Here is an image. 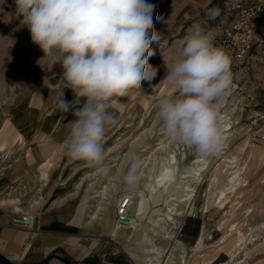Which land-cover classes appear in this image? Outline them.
<instances>
[{
	"label": "rangeland",
	"instance_id": "obj_1",
	"mask_svg": "<svg viewBox=\"0 0 264 264\" xmlns=\"http://www.w3.org/2000/svg\"><path fill=\"white\" fill-rule=\"evenodd\" d=\"M172 1L174 0H165L167 2L164 4L165 7L170 4L168 2ZM183 1H190L194 8L200 10V16L197 18L183 16L182 19V16H179L180 24L185 26L180 36L187 33L195 21L206 20L205 13L209 9L218 8L220 10L219 16H222L232 1L239 0ZM240 1L247 3L250 0ZM176 12L174 10V13ZM14 14L15 0H0V37L3 36V33H6V37H11L17 47L15 53L28 63L31 52L37 45L32 43L29 30L20 25V20L15 18ZM217 18L208 20L206 24H213ZM261 31L263 32L264 28ZM163 51L164 48L160 46L158 53ZM5 59L7 62L5 60L2 67H6L5 63H9V58ZM156 60L154 56H151L149 63L157 65ZM262 67L257 61L251 60L241 67L244 71L241 75H235L231 68L233 80L229 89L231 98H228V108L232 110L233 125L231 126L233 129L229 132V146H226L225 150L206 155L209 169L206 173L204 172L203 177L199 179L200 181H192L195 192L192 194L191 200L184 202L185 204L180 202L178 209L181 215L175 217L176 225L164 222H159L158 225H150L149 223L151 219L161 215L162 210L172 203L169 196L179 197V193H173L171 190L180 185L181 176L188 174L189 166L193 164L192 159L201 155L195 152L188 160L182 162L178 170L174 168L175 179L167 187H160L156 194L153 193L151 186H157L156 179L162 173V168L171 167L173 169L175 167L173 157H181V152L184 149L183 144L173 143L168 139L161 123L156 118L155 102L162 94H167L165 92L166 86L162 85L157 88L162 81H159L156 76L151 81H142L141 87L131 90L128 96L113 98L112 106L108 111L115 116V123L106 125L107 130L103 142L105 156L103 167L108 169L107 172H102L96 167H90L83 161L70 160L65 155L63 143L58 144L59 152L57 154H52L53 149H57L56 147L48 148L47 146L50 139H46L37 145L42 152L48 154L47 158L54 155L60 156L57 159L60 163L55 165L61 167L58 170V172L61 171L58 181L68 182L69 185L56 194L63 199L64 196L76 193L83 179H88L89 181H86L84 186L94 185L92 190L103 191V187L112 184L107 191L109 194L108 202L115 206L120 196L129 195L130 190H141L147 206L139 223L142 226V232L145 230L144 227L150 229L149 236H152V229L160 234L159 237L153 238L155 243L165 250L159 264H264V103L262 100L264 68ZM62 71L60 66L50 67L48 62L43 60L33 68L20 69L15 77L13 90L11 89V81H8L7 77L6 80L2 79L0 75V90H2L0 131L7 117H11L13 110L18 109L22 102L28 101L31 108H35L41 87L47 82L55 85L52 89L54 95L52 101L56 110L53 106L46 112L51 113L50 115L53 114V124L56 122V125H60L58 133L64 129V125L68 128L69 121L73 117L70 112L65 113L57 107L56 99L57 83L61 78ZM245 85H248L249 91L253 92L255 101H250L247 95L240 91V88ZM11 94L14 99L7 105L6 102ZM65 99L68 101L73 99V93L70 89L65 90ZM231 101L233 105H231ZM36 109L39 108L36 107ZM222 112L224 109L220 111V114ZM21 126L28 128L35 125ZM68 130L62 134L61 140L65 141ZM41 131L43 128L42 125H39L36 134ZM255 131L262 134L261 141L252 140L251 135ZM33 139L34 134L28 136L27 144L24 147L16 149L14 155L8 160L1 159L0 170L3 172V168L13 162L14 156L24 154L31 144L30 140ZM245 144H248L246 146H249V150L244 151ZM62 150L63 152H61ZM130 154L135 155L138 163L137 175L139 179L134 186L126 184L123 179L131 164ZM37 184L39 186L40 182ZM84 186L81 187L82 190ZM92 190H88V196ZM80 192L82 193V191ZM150 193L151 196H149ZM87 195L80 208L77 223H80L86 214L87 202L92 205L87 213V219H89L90 213L96 211L103 202V197L89 201L86 199ZM30 199L32 198L29 196L25 197V206ZM76 200L67 205L73 208L77 204ZM116 208L115 211H117ZM133 211L130 213L134 214ZM110 229V227H96L94 223L92 227L83 232L87 235H98L102 239L103 236L109 235ZM128 232L129 230L120 229L118 238L115 240L120 251L112 256L119 258L118 264H145L148 257L143 254H134L139 252V235L136 234L133 242L129 243ZM165 233L166 235H164ZM168 234L170 235L169 239L166 238ZM126 245L128 249L125 247ZM113 257H110L109 264H116ZM68 262L74 264L70 260ZM0 264L5 263L1 261ZM48 264L65 263L57 260L50 261Z\"/></svg>",
	"mask_w": 264,
	"mask_h": 264
},
{
	"label": "clouds",
	"instance_id": "obj_2",
	"mask_svg": "<svg viewBox=\"0 0 264 264\" xmlns=\"http://www.w3.org/2000/svg\"><path fill=\"white\" fill-rule=\"evenodd\" d=\"M155 5L147 0H15V18L29 30L50 67L62 68L57 107L71 113L63 147L72 161L102 172L108 111L113 98L126 97L151 81L157 68L149 63L160 36L153 23ZM220 15L209 9L206 20L194 22L180 41L175 62L162 82L170 91L155 102V115L173 143L210 155L223 142L221 105L232 85L231 60L204 25ZM73 99H65V90ZM124 182H138L134 154Z\"/></svg>",
	"mask_w": 264,
	"mask_h": 264
},
{
	"label": "crops",
	"instance_id": "obj_3",
	"mask_svg": "<svg viewBox=\"0 0 264 264\" xmlns=\"http://www.w3.org/2000/svg\"><path fill=\"white\" fill-rule=\"evenodd\" d=\"M147 2L155 5L152 14L153 23L160 36V44H153L155 51L152 56L157 59V65H152L157 68L158 80L163 81L168 68L177 58L180 41L187 34L180 36L185 26L180 24L179 16H182L181 19L183 16L197 18L200 16V10L194 8L190 1L174 0L168 2L170 4L166 7L165 0ZM174 10L177 12L174 13ZM2 35L0 37V75L2 79L6 80L7 77V80L11 81L13 90L18 71L28 67L33 68L38 62H42L43 52L37 45L26 63L15 53L17 47L12 38L6 37V33ZM160 46L164 48V51L158 53ZM5 58H9V63H5L6 67L3 66V68V62L5 60L7 62ZM162 85L166 86L165 92L168 93L170 89L165 82L160 83L157 88ZM54 86L50 82L44 83L38 95V103H35V108L39 109H32L28 101L22 102L18 109L13 110L11 117H7L0 131V160L5 161L14 155L16 149L24 147L27 144V137L34 134V139L30 140L31 144L25 153L14 156L13 162L6 165L3 172L0 170V262H4L2 258H5L14 264H42L46 261L65 259L74 264H109L107 258L120 251L118 243L109 235L100 239L98 235L85 234L82 223L87 220V213L82 222L77 223L74 210L76 205L73 208L67 205L73 203L68 202L66 197L69 195L62 199L56 194L55 185L58 181L56 173L59 167L55 165L60 163L57 161L60 156L54 155L48 158L52 168L49 171L48 184L44 187L46 194L40 193L43 181L42 161L46 157L40 153L37 145L50 139L47 143L48 148L59 149L58 144L62 141L60 138L68 130L64 125V129L58 133L60 125H53V114L46 112L53 106L56 110L52 101ZM262 93L264 103V89ZM1 95L2 90H0V97ZM13 99L11 94L6 104H10ZM21 125L35 126L25 128ZM39 125H42L43 131L36 134ZM37 182H40L39 186ZM26 196L32 198L27 201V206H25ZM26 213L37 217V224L33 229L12 225L14 217Z\"/></svg>",
	"mask_w": 264,
	"mask_h": 264
},
{
	"label": "bare ground",
	"instance_id": "obj_4",
	"mask_svg": "<svg viewBox=\"0 0 264 264\" xmlns=\"http://www.w3.org/2000/svg\"><path fill=\"white\" fill-rule=\"evenodd\" d=\"M230 93H231V91L228 90V92L226 93L225 100L222 103L221 109H220V111L222 109H224V112H222L220 114V119H221V122L223 124V142H222V145H221L219 150H225L226 146H229L228 145V140H229V136H230L229 132L233 129L232 126H231V125H233L232 117H231L232 116V110L228 108V106H229L228 105V98L230 97ZM231 105H233V102L231 103ZM53 125H56V122ZM60 143L64 144V141L62 140ZM246 145H248V144H245L244 151L249 150V146H246ZM183 148L184 149L181 152V157H178V158L177 157H173V160H174L173 165L175 166V167H173V169L171 167H163L162 168V173L160 175H158L157 176L158 178L156 179V184H157V186L159 185V188H157V186H155V185L151 186L152 191H153L154 194H156L158 192V190H160V187L161 188L167 187L168 184L173 179H175V176H174L175 170H174V168H176V170H178L180 168V165L182 164V162H185L186 160H188L189 157L192 156V154L194 155L195 150L192 147L183 144ZM38 149L40 150L39 147H38ZM58 152H59L58 149H53L52 154H57ZM61 152H63V150ZM40 153L43 156L46 157V158H43L44 160L42 161L43 172H42L41 178H42L43 181L41 183L42 185H41V188H40V191H41L40 193L42 195H45L46 194V190L44 189V187L47 186V184H48L49 171L51 170L52 165L49 163V159L47 158L48 154L46 152H42L41 150H40ZM207 156H205V155L195 156L192 159L193 164L189 166L188 174H186L184 176H181L180 177V185L179 186L177 185L176 187H174L171 190L173 193H179V197L178 198H173L174 196H169L171 198V202L172 203L169 204L164 210H162V214L161 215H158L154 219H151L150 223H149L150 225H153V224L158 225L159 222H164V223H168V224L172 223L174 225L177 224L175 217H178V216L181 215L180 210L178 209L180 202L184 203V202H186L188 200H191V198L193 197L192 194H194V192H195V187L193 186L194 184L192 183V181L199 180L201 177H203L204 172L206 173L207 169H209V167H208L209 166V162L207 161ZM58 167H59L58 170H60L61 167L60 166H58ZM60 172L56 173L57 179L60 178V176H61ZM185 179H188V181H185ZM86 181H89V180L88 179H83V182L80 184V187L78 188V191L76 193L74 192V193L70 194L69 198H67L68 202H74V200L77 199L76 200L77 204H76V207L74 209L75 210V217H77V218H78V215H79V212H80V208H81L82 204L85 201V196L87 195L88 190L89 189L92 190L93 186H94V185H91V184L90 185L88 184V185L84 186V183ZM107 181H109V180H107ZM68 185H69L68 182L65 183L62 180L57 181V183L55 185L56 186V193L59 192V190H63L64 188H66ZM110 185H112V184H109L107 186L104 185L105 188L101 187L103 189V191L92 190L91 194L89 196L87 195L86 199H88L89 201H95L96 199L103 197L102 198L103 202H102V204L99 207H97L96 211H93V212L90 213L91 215L89 216V219L85 220L82 223V230L84 229V231H85L89 227H92V225L94 223H95L96 227H98V226H102L103 228L110 227L111 229H110V232H109V236L113 240H117L118 234L120 233V229H125L127 231L129 230V232H128L129 234L127 236L129 243L133 242V240L135 239V235L136 234L139 235V238H138V240H139L138 241L139 252L137 254L136 253H134V254L135 255H140V254L142 255L143 254L146 257H148V259L146 260L145 264H159V262L161 261V258L163 256L165 250L162 249L161 247H159L158 244L155 243V240L153 238L154 237H159L160 234L152 229V236H149L148 232L150 231V229L148 227H144L145 230L142 232L141 231L142 230V226L139 223V220L144 216V214L146 212V206H147L146 202H145V198L143 196V193L141 192V190L140 191H133V190L129 191L130 194L128 196H130V198H131L130 212L132 210H134L133 212H134V215L136 217V220H135L134 224L131 225V227H128V228L127 227H120L117 224V222H116V211H115V208L118 206L120 200L122 199V197L124 195L120 196L117 199V202L115 203L116 204L115 206H113L114 204L113 205L110 204L108 202L109 201L108 200L109 199V196H108L109 194L107 193V191L110 188ZM82 186H84L83 190L81 189ZM180 190H181V192H179ZM80 191H82V193ZM149 196H151V193L149 194ZM47 199H48V196H47ZM148 199L151 200L150 198H148ZM136 200H137V203L135 204ZM87 203H88V205H86V208H87L86 210L87 211L85 210V213H88L90 211L91 207H92V205H90L89 202H87ZM103 206H105V207H103ZM205 207H206V205H205ZM116 210H117V208H116ZM114 212H115V217H114ZM80 220H81V218H80ZM164 235H166V233ZM166 238L169 239L170 235L168 234V236ZM125 247L128 249L127 245ZM110 257H113V256H110ZM110 257L107 258V261H111ZM114 259H115V263L118 264L119 258L115 257Z\"/></svg>",
	"mask_w": 264,
	"mask_h": 264
},
{
	"label": "built area",
	"instance_id": "obj_5",
	"mask_svg": "<svg viewBox=\"0 0 264 264\" xmlns=\"http://www.w3.org/2000/svg\"><path fill=\"white\" fill-rule=\"evenodd\" d=\"M205 27L214 30V43L229 56L235 75L243 74L241 67L251 60L264 68V31H261L264 28V0H250L247 3L232 1L224 15L219 16L213 24H205ZM247 86H242L240 91L250 101H255L253 92ZM251 136L255 142L262 140V134L257 131ZM130 205V196L124 195L116 211V222L120 227H129L136 220L135 215L130 213ZM36 224L37 217L28 213L19 214L12 220V225L18 228L33 229Z\"/></svg>",
	"mask_w": 264,
	"mask_h": 264
},
{
	"label": "water",
	"instance_id": "obj_6",
	"mask_svg": "<svg viewBox=\"0 0 264 264\" xmlns=\"http://www.w3.org/2000/svg\"><path fill=\"white\" fill-rule=\"evenodd\" d=\"M3 259V261H4V263L5 264H13L12 262H10V261H8L7 259H5V258H2ZM61 261H63L65 264H70L69 262H68V260H65V259H60ZM49 262L48 261H46V262H44V263H42V264H48Z\"/></svg>",
	"mask_w": 264,
	"mask_h": 264
}]
</instances>
